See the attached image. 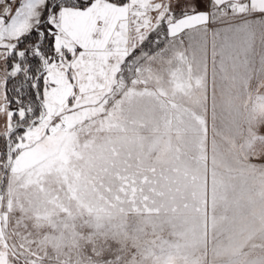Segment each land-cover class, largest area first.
Listing matches in <instances>:
<instances>
[{
  "label": "snow or ice",
  "instance_id": "snow-or-ice-1",
  "mask_svg": "<svg viewBox=\"0 0 264 264\" xmlns=\"http://www.w3.org/2000/svg\"><path fill=\"white\" fill-rule=\"evenodd\" d=\"M0 264H264V0H0Z\"/></svg>",
  "mask_w": 264,
  "mask_h": 264
}]
</instances>
